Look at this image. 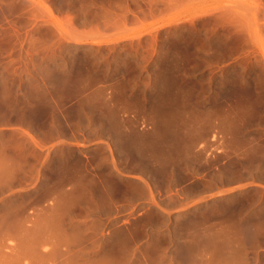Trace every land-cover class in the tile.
Instances as JSON below:
<instances>
[{
	"label": "rangeland",
	"instance_id": "obj_1",
	"mask_svg": "<svg viewBox=\"0 0 264 264\" xmlns=\"http://www.w3.org/2000/svg\"><path fill=\"white\" fill-rule=\"evenodd\" d=\"M0 264H264V0H0Z\"/></svg>",
	"mask_w": 264,
	"mask_h": 264
},
{
	"label": "crops",
	"instance_id": "obj_2",
	"mask_svg": "<svg viewBox=\"0 0 264 264\" xmlns=\"http://www.w3.org/2000/svg\"><path fill=\"white\" fill-rule=\"evenodd\" d=\"M75 101H69L67 106L74 104ZM117 115L120 122H124L123 114L119 108H117ZM15 129L26 131L31 136V139L27 137L29 145H31L33 151L40 154L45 159L47 165L44 167L50 168V162L54 160L56 155L64 153L66 150H75L80 156L86 149H92L97 146L98 133L95 131L93 138L91 133H82V131L75 126L74 122H69L66 119L65 114L60 113L57 120L54 118L48 119V124L39 127L34 124H30L28 120L16 123L13 126ZM91 128V126H90ZM97 127H95V130ZM205 183L200 194L197 195V200L203 203L210 201L211 197H220L233 191L232 189L237 185H226L223 182H217L212 187L209 186V180L203 176ZM207 185V187H206ZM256 183H242L240 188H236V191H251L257 189ZM197 200H192L197 201ZM188 205H190L188 203ZM187 206V204H186ZM184 207V204L181 205Z\"/></svg>",
	"mask_w": 264,
	"mask_h": 264
}]
</instances>
